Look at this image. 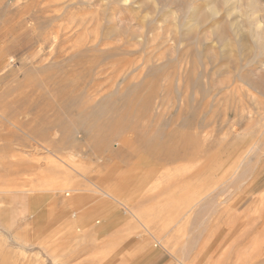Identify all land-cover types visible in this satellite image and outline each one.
Listing matches in <instances>:
<instances>
[{
	"label": "rangeland",
	"instance_id": "rangeland-1",
	"mask_svg": "<svg viewBox=\"0 0 264 264\" xmlns=\"http://www.w3.org/2000/svg\"><path fill=\"white\" fill-rule=\"evenodd\" d=\"M1 196L0 264H264V0H0Z\"/></svg>",
	"mask_w": 264,
	"mask_h": 264
},
{
	"label": "crops",
	"instance_id": "crops-1",
	"mask_svg": "<svg viewBox=\"0 0 264 264\" xmlns=\"http://www.w3.org/2000/svg\"><path fill=\"white\" fill-rule=\"evenodd\" d=\"M13 199L17 200L16 204H14L15 205L14 207L16 210H18L19 208L18 206L21 205L20 210H21V216H23V219L24 220L28 219L27 221L32 220V222H34L35 217L40 215L42 211L44 213V210L46 209V207L50 205V202H51L50 200H48L47 202L44 203V201H42L40 197H33V196L30 197L29 195L27 196L25 201L23 199H20V197L16 195L14 196ZM0 202L1 204L4 205L3 207H0V214L9 213L10 209L8 208V197L4 196L3 198L1 196ZM42 215L43 214H41V218H42ZM153 253H154L153 251H149V252L144 251L139 256L133 257L126 264H152L153 262H155V260L158 259V256L160 254V253H157L153 255L152 257H150V255H152Z\"/></svg>",
	"mask_w": 264,
	"mask_h": 264
},
{
	"label": "bare ground",
	"instance_id": "bare-ground-1",
	"mask_svg": "<svg viewBox=\"0 0 264 264\" xmlns=\"http://www.w3.org/2000/svg\"><path fill=\"white\" fill-rule=\"evenodd\" d=\"M40 4V3H39ZM31 20V19H30ZM62 26V25H61ZM9 28V27H8ZM59 29H60V25H59ZM45 37V36H44ZM43 41H45V40H43ZM46 43V42H45ZM45 43H43V44H45ZM40 45V44H39ZM40 48V47H39ZM40 50V49H39ZM40 53V52H39ZM35 54V53H34ZM34 56V55H33ZM32 56V57H33ZM30 57H31V55H30ZM31 57V58H32ZM33 59V58H32ZM38 63V62H37ZM67 74V73H66ZM70 76V75H69ZM65 79V78H64ZM62 80L61 81V83L59 84V87H60V89H61V91L63 90L64 92H65V94H68L67 92L68 91H73L72 89H71V83L68 81V80ZM73 88V87H72ZM65 89H67V90H65ZM77 90H78V88H76ZM82 89V88H81ZM76 90V91H77ZM76 91H73V92H76ZM68 99H70L69 97L66 99L65 97H62L61 98V100H60V102H59V106L60 107H62V108H64V109H66L67 107L69 108V104L67 103L68 102ZM19 102V101H18ZM58 106V107H59ZM16 107V106H15ZM22 107V106H21ZM18 108H20V107H18ZM56 108V107H55ZM61 108V109H62ZM26 110H28V109H26ZM70 110V109H69ZM10 111V110H9ZM81 119H82V117H81ZM188 119V118H187ZM186 120V119H185ZM13 122V121H12ZM11 122V123H12ZM14 124V123H13ZM17 126V125H16ZM21 126H22V124H21ZM216 254V253H215Z\"/></svg>",
	"mask_w": 264,
	"mask_h": 264
}]
</instances>
